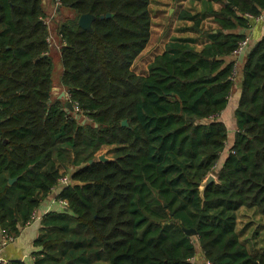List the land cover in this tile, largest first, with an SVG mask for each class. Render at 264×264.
Segmentation results:
<instances>
[{
    "label": "trees",
    "instance_id": "16d2710c",
    "mask_svg": "<svg viewBox=\"0 0 264 264\" xmlns=\"http://www.w3.org/2000/svg\"><path fill=\"white\" fill-rule=\"evenodd\" d=\"M54 2L74 12L55 28L43 0H0V233L17 238L58 188L67 203L41 219L32 264H196L200 251L264 264V35L248 37L264 0H188L179 21L207 42L172 38L144 75L151 0ZM52 33L70 113L53 96ZM247 39L232 132L221 115Z\"/></svg>",
    "mask_w": 264,
    "mask_h": 264
},
{
    "label": "crops",
    "instance_id": "0c3cea01",
    "mask_svg": "<svg viewBox=\"0 0 264 264\" xmlns=\"http://www.w3.org/2000/svg\"><path fill=\"white\" fill-rule=\"evenodd\" d=\"M182 8H184V7H182ZM180 11H181V9H180ZM177 20L179 23H181V24L183 23V25H181V26L185 25V26L189 27L191 25L190 21L186 22V23L179 21V14H178ZM210 25L213 26V22L210 18H208L205 21V27L207 28ZM152 28H153V26H152ZM180 32H181L180 35H174L172 38H174V37H188V36L196 37L197 38V46H201L203 43L207 42L206 36L198 35L195 32L191 31L189 28L183 29V27H182V29H180ZM263 35H264V13H263L262 17H260L254 21L253 27L248 31V37L250 39L251 46H253ZM151 37H152V34H151ZM166 45L164 47V50L166 48ZM146 49L142 52V54L140 55V57L136 60V62L134 64V69L136 72H137V70L139 71V68L141 69V71H146V72H142V75H144L148 72V68L150 65L149 64V65L144 66V62H143V56L144 55L143 54L146 51ZM164 50H163V52H164ZM248 53L249 52H246L245 54H243L241 56L235 55V60L237 61V66H238L236 88H235L233 95L230 99L228 107L226 108V110L221 115V119L227 124V126L229 127V129L232 132H234L237 129L235 111H236V108L238 106L239 98H240V94H241V85H242V81H243L242 67L246 61V57H247ZM159 54H161V53H159ZM159 54H157V55H159ZM154 58H153V60H154ZM139 74H141V73H139ZM63 91L66 92V90L62 87V85L61 86L55 85L54 89H53V96L58 97V98H60V97L62 98ZM60 192H61V189L59 190L57 188L51 194H49L47 199L35 211V218H33V221H31V223H29L27 226H25L24 229L22 230L21 234H19L17 236L15 241L10 243L5 248V250L3 251V258H5L8 262L9 261H20V262H24L25 264H32V262H33V251L36 248L34 246V242L39 237V235L41 233V230H40L41 229V219L43 218L44 215H46L50 211H61V210H63L64 206L57 199V196L59 195Z\"/></svg>",
    "mask_w": 264,
    "mask_h": 264
},
{
    "label": "rangeland",
    "instance_id": "374dc122",
    "mask_svg": "<svg viewBox=\"0 0 264 264\" xmlns=\"http://www.w3.org/2000/svg\"><path fill=\"white\" fill-rule=\"evenodd\" d=\"M43 4L53 28L57 26L60 20L74 15L72 10L65 9L60 16L56 17L58 12H55L57 7L54 0H43ZM182 7H190L188 0H151L150 12L153 19V28L151 41L143 54L144 66L149 65L157 54L163 52L165 45L174 35L181 34L180 29H182L183 26L181 25L183 23H179L177 18ZM55 39L61 45L60 39H57L56 36ZM52 58L54 64L53 83L61 86L63 65L60 52L56 48L52 52ZM142 72L146 71H141L140 68L139 71L137 70L138 74H142Z\"/></svg>",
    "mask_w": 264,
    "mask_h": 264
},
{
    "label": "water",
    "instance_id": "95a60500",
    "mask_svg": "<svg viewBox=\"0 0 264 264\" xmlns=\"http://www.w3.org/2000/svg\"><path fill=\"white\" fill-rule=\"evenodd\" d=\"M108 17L111 16V14H108L107 15ZM101 18H105L104 15L101 16ZM96 19V17L92 14H82L80 17H79V20H78V24L80 27L84 28V29H88L90 30L92 28V23L93 21ZM61 98V97H60ZM62 98L66 99L67 100V96H66V92L63 91L62 93ZM74 110V105L71 101L67 100V103H66V111L67 112H72ZM123 125L125 126H128V122L126 120L123 121L122 123ZM0 126H1V121H0ZM0 133H1V128H0ZM108 151L107 150H104L102 153H100L98 155V161H102V162H107V161H110L112 160V158L108 157L107 155ZM91 163L94 162V160H91L90 161ZM14 180L11 179V183H13ZM213 182H217V176L213 173L209 174L208 177L201 183V196L203 197L204 196V191L206 189V187L208 185H210L211 183ZM185 232L188 234V235H195L196 234V230L193 229V228H184Z\"/></svg>",
    "mask_w": 264,
    "mask_h": 264
},
{
    "label": "built area",
    "instance_id": "2783aa9c",
    "mask_svg": "<svg viewBox=\"0 0 264 264\" xmlns=\"http://www.w3.org/2000/svg\"><path fill=\"white\" fill-rule=\"evenodd\" d=\"M56 7L58 9L59 7V3L56 2ZM57 9L55 12H57ZM55 17V14L53 15ZM47 24L50 25L51 22L50 20H46ZM49 42H51V44H53L57 50L60 49V45L58 44V42L56 41L54 34L52 33L50 35V37L48 38ZM249 45V39L245 40L244 42H242L241 47L237 50L236 55L241 56L243 54H245L247 48ZM66 96L68 97V94L66 93ZM75 110L78 109V107H74ZM70 179L68 177H64L63 179H61V183L63 185H68L69 184ZM62 204H66V201H60ZM33 218H35V214L33 215ZM16 239V237L14 235H5L3 232L0 233V264H4V263H8V261L3 258V251L5 250V248L12 242H14ZM193 262L196 264H213L210 260H207L203 253L200 251L193 259Z\"/></svg>",
    "mask_w": 264,
    "mask_h": 264
}]
</instances>
